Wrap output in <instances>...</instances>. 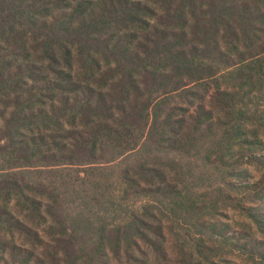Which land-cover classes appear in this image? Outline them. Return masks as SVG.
<instances>
[{
    "label": "trees",
    "instance_id": "trees-1",
    "mask_svg": "<svg viewBox=\"0 0 264 264\" xmlns=\"http://www.w3.org/2000/svg\"><path fill=\"white\" fill-rule=\"evenodd\" d=\"M263 102L264 0H0V264H264Z\"/></svg>",
    "mask_w": 264,
    "mask_h": 264
},
{
    "label": "rangeland",
    "instance_id": "rangeland-1",
    "mask_svg": "<svg viewBox=\"0 0 264 264\" xmlns=\"http://www.w3.org/2000/svg\"><path fill=\"white\" fill-rule=\"evenodd\" d=\"M262 105L264 106V104H262ZM263 140H264V138H263ZM248 174H247L248 178H242L239 180L237 178H235L232 180L233 181H243L246 179V181H248L249 183H253L260 177L259 171L254 167L248 168ZM257 204H258V207L260 209H264V202L263 201H258ZM247 205H252V204L248 203ZM220 217L225 223H227V226L235 227V228L242 227L241 221L244 220V216L239 211H235L234 209L223 210V215ZM244 221L249 222L250 220L248 218V219H245ZM253 229H254V225H252V229L249 227L247 228V230H249L251 233H253ZM256 236L259 238L262 237L259 234H257ZM223 264H253V263H250L246 260H242L240 258L228 256L227 262H225Z\"/></svg>",
    "mask_w": 264,
    "mask_h": 264
}]
</instances>
